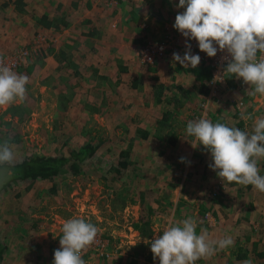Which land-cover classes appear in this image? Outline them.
<instances>
[{"label": "rangeland", "instance_id": "374dc122", "mask_svg": "<svg viewBox=\"0 0 264 264\" xmlns=\"http://www.w3.org/2000/svg\"><path fill=\"white\" fill-rule=\"evenodd\" d=\"M82 1L92 8L105 6L95 0ZM134 1L121 2L119 6L142 8L145 1L148 8L162 6L158 9L156 28L150 36L146 35L149 39H165L168 25L173 26L177 12L183 11L176 7L178 0L174 5L169 0ZM23 12L17 5L0 13V58H13L21 48L35 49L27 61L12 68L29 77L25 100L0 108V140L11 142L14 164L34 154L69 156L87 141L101 143L93 157L81 162L80 173L69 171L54 180L28 183L16 179L3 188L11 179L12 170L0 168V235L9 247L4 263L51 264L54 250L60 247L62 224L67 219L82 217L97 226L100 244L104 243H93L82 251L86 264H159L158 258H147L151 253L148 240L162 233L169 223L192 217L198 222V234L200 227H204L212 239L231 236L234 240L233 246L196 264H236V216L255 212L249 205L254 195L249 191L250 185L222 182L208 166L212 162L210 153L202 145L194 149L185 130L189 120L204 117L213 123L250 131L252 123L242 114L264 116V96L251 95L249 86L235 77L214 82L216 66L207 55L200 54L196 68H185L173 61V54H167L163 58L170 59H162L171 67V82L168 81L172 86L164 97L172 102L168 112L169 119L174 120L168 121L169 127H162L163 132L158 134L166 137L169 131L183 130L182 137L176 145L162 150L163 145L156 138L152 146L149 140L145 144L137 142L133 149L127 138L132 137L139 122L134 119L129 132L126 114H120L122 101L108 87L107 79L97 77L92 69L84 70L86 76L76 77V67L61 64L58 58L62 55L44 40L48 35H42L34 21H22ZM146 40L144 36L138 38L137 60ZM159 60L142 65L151 68ZM200 68L205 71L204 77L199 75ZM80 84L95 90L91 94L86 90L85 97ZM110 95L119 102L113 97L109 101ZM87 99L91 101L89 107ZM127 148H131V153L125 168L119 160L121 150ZM258 167L260 175H264V160ZM146 219L154 229L150 239L144 238L140 226ZM141 243L147 246L141 248Z\"/></svg>", "mask_w": 264, "mask_h": 264}, {"label": "clouds", "instance_id": "9594fccd", "mask_svg": "<svg viewBox=\"0 0 264 264\" xmlns=\"http://www.w3.org/2000/svg\"><path fill=\"white\" fill-rule=\"evenodd\" d=\"M176 7L183 11L177 12L173 28L186 42L184 54L174 52L173 61L185 68L199 65L201 58L192 53L191 40L210 58L226 51V67L213 81L222 82L224 77L242 79L251 95L264 96V0H178ZM28 82V76L13 71L0 58V108L23 102ZM242 118L253 121L250 131L201 117L187 122L186 135L192 138L194 149L202 145L210 153L212 162L208 166L222 182L251 185L264 193V175L258 167L264 160V116L242 114ZM14 162L11 142L0 140V168H10ZM197 227L192 217L169 223L147 242L153 260L158 258L159 264H196L234 244L231 236L212 239L207 228L200 227L198 234ZM61 232L60 247L54 250L51 264H86L81 253L94 243L97 226L74 217L65 220ZM242 264H252V260Z\"/></svg>", "mask_w": 264, "mask_h": 264}, {"label": "crops", "instance_id": "0c3cea01", "mask_svg": "<svg viewBox=\"0 0 264 264\" xmlns=\"http://www.w3.org/2000/svg\"><path fill=\"white\" fill-rule=\"evenodd\" d=\"M142 1L135 0L134 3ZM170 1L174 5L176 0L167 2ZM146 4L147 1L142 8L130 5L92 8L85 5L82 0H0V13L4 8H15L18 5L24 11L25 17L20 16L22 21L27 23L34 21L37 30L42 35H45L44 33L48 35L44 40L55 46L56 53L62 55V58L58 56L61 64L76 67L74 73L76 77L86 76L84 70L92 69L97 73V77L107 79L108 87L110 85V89L115 91L119 101H122L120 114L125 112V121L128 120L127 126L131 128L129 132L133 128L131 122L134 119L139 122L136 123L138 127L135 128L132 137L127 138L132 142L130 145L133 149L137 142L145 144L144 141L149 140L151 141L149 146H152L154 145L152 142L156 144L153 139L156 138L163 145L162 150L172 145L167 133L166 138L158 134V131L163 132V117L172 104L167 103L163 97H156L155 86L162 84L167 92L168 87L172 86L169 85L172 72L171 67L167 66L169 63L163 61L169 60V56L160 59L155 66L151 65L154 66L151 68H146L137 60L138 38L147 35V30H143L141 23L149 22L150 30L156 28L154 24L158 23V9H162L161 5L148 8ZM142 13L143 17L138 18ZM80 85L85 97L86 90L89 94L95 90L88 87V84ZM110 96L109 101L113 97L116 103L119 102L116 101L118 98ZM88 102L91 101L87 99L86 105L89 107ZM110 105L113 106V102ZM247 122L253 124L252 120ZM182 131L174 134L177 140L181 139ZM249 191L254 195L249 203L250 209L254 208L255 212L236 216V264H242L248 259L252 260V264H264V193L254 190L251 185Z\"/></svg>", "mask_w": 264, "mask_h": 264}, {"label": "trees", "instance_id": "16d2710c", "mask_svg": "<svg viewBox=\"0 0 264 264\" xmlns=\"http://www.w3.org/2000/svg\"><path fill=\"white\" fill-rule=\"evenodd\" d=\"M200 76L202 75L204 77V72L201 68L199 69ZM202 79H205L203 78ZM200 79V77H198ZM206 83H203V86H205ZM156 88V97L162 98L167 101V103L172 104V102H169V99H166L164 97V88L163 85L160 84L158 86H155ZM205 92V91H204ZM171 116V113H170ZM169 112L166 111L164 114V121L162 126H168L170 124H167V121L169 119ZM175 133H172V131H169L167 135L169 136V142L172 145H176L178 143ZM164 137V136H163ZM166 138V137H165ZM101 143V141H100ZM100 143H92V141H87L83 145H81L78 149L72 150L69 156L66 155H30L26 158H24L21 162H18L14 164L11 167L12 170V176L11 179L4 184L3 188H8L9 185L14 180H21L28 183H34L37 180H54L56 177L64 175L68 173L69 171L73 172L74 174H78L81 171V162L85 161L86 159L93 157L96 154V151L99 148ZM131 153L130 149H123L120 152V157H122L119 160V165L122 167H128L129 161L128 157ZM125 157V158H124ZM13 180V181H12ZM55 186V184H54ZM143 230V236L146 239H150L153 235V227L148 224V220L146 219L142 225H140ZM147 244V243H146ZM145 243H141L142 246H147ZM9 247L7 243L4 241L3 237L0 235V264H5L4 259L7 254ZM149 260H153V254L150 253L149 256H147Z\"/></svg>", "mask_w": 264, "mask_h": 264}, {"label": "built area", "instance_id": "2783aa9c", "mask_svg": "<svg viewBox=\"0 0 264 264\" xmlns=\"http://www.w3.org/2000/svg\"><path fill=\"white\" fill-rule=\"evenodd\" d=\"M95 1L97 3L104 4L105 6H112V5H119L121 2H129L130 0H95ZM171 26L172 24H169L167 27L168 33L165 39L154 40V39H149V37H147L151 35L150 34L151 30L148 29L149 24L146 21H143L141 23V27L143 28V30L145 31L147 30L146 32L148 33V35L146 36L147 40L143 42V45L141 46L139 51V60L141 64H152L158 59H162L167 54L172 55L174 52L180 54L182 53L181 55L184 54L186 39L177 30H175V34L173 35L170 30ZM175 42H179V43H175ZM188 42L191 44V51L193 54H198L199 56L207 55L206 53L201 52L199 50L198 43L195 40H191ZM173 44L174 47L176 46L175 48L173 47ZM34 50L35 49L29 50V49L21 48L18 51V55H16L15 57L13 56L12 58L11 56L6 55L1 58L3 59L4 63H6L10 68H13L18 65L20 66L22 65L23 62L27 61V59L30 57V54ZM227 55L228 54L226 51L224 52L218 51L215 57H211V59L214 61V65L216 66V75L221 74L223 68L226 67V60L224 59V57H226ZM11 61L13 62V64L9 65ZM100 238L101 236L98 234L94 241L96 245L100 244ZM91 247L92 245L85 249Z\"/></svg>", "mask_w": 264, "mask_h": 264}]
</instances>
